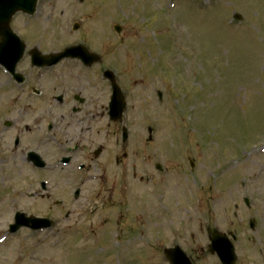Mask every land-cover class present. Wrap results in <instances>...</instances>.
I'll list each match as a JSON object with an SVG mask.
<instances>
[{
	"label": "rangeland",
	"instance_id": "obj_1",
	"mask_svg": "<svg viewBox=\"0 0 264 264\" xmlns=\"http://www.w3.org/2000/svg\"><path fill=\"white\" fill-rule=\"evenodd\" d=\"M169 2L172 8H168ZM92 3L97 8L93 15L98 11L103 19L86 21L80 33L73 34L71 27L84 10L74 11V3L65 0L60 2L52 24L47 23L45 11L28 32L22 30L20 21L15 29L29 41L41 37V42L34 43L41 53L59 52L66 44L85 43L91 37L88 48L101 56V63L92 68L91 82L108 69L126 98L121 125L129 134L123 151L132 152L127 163H140L138 176L144 177L145 172L158 185L140 183L130 176L125 192H119L117 186L106 194L104 184H86L79 203L98 193L99 203L103 195L107 201L94 220L99 224L92 243L86 244L70 239L72 235L63 242L47 233L11 237L6 233L10 216L2 205L0 238H5L0 244V264H164L162 247L175 242L195 264H219L207 253L206 225L235 234L236 264H264V0ZM234 15L240 20H234ZM111 23L123 24L127 36L119 39L122 42L112 32ZM21 70L29 79L33 77L26 61ZM49 80L44 84L47 92L52 87ZM30 81V88L42 86V82ZM105 86L94 85L87 91L93 96L95 109H107L110 89ZM5 97L0 95L4 116L8 106ZM106 124L105 120L100 123ZM148 128L153 132L151 144L147 142ZM103 131L108 135L103 139L106 159L120 157V125L109 123ZM144 156L146 162L140 160ZM42 157L50 166L58 159L52 146L45 147ZM188 159L196 163L192 174ZM155 163L167 167L166 173L157 175ZM108 171L110 182H119V170L111 166ZM4 173L3 178L0 173V195L10 198L16 190L23 189L22 194L35 190L37 178L56 182L61 174H37L21 163L6 166ZM10 173L17 186L12 191L5 182ZM155 189L166 190L162 199ZM68 192L55 191L63 197ZM244 197L250 201L249 208L243 204ZM19 202L18 209L30 214H42L49 206L24 199ZM106 217L107 222L102 223ZM251 219L254 231L248 228ZM120 234L115 240H100ZM199 247L204 249L202 253Z\"/></svg>",
	"mask_w": 264,
	"mask_h": 264
},
{
	"label": "flooded vegetation",
	"instance_id": "obj_2",
	"mask_svg": "<svg viewBox=\"0 0 264 264\" xmlns=\"http://www.w3.org/2000/svg\"><path fill=\"white\" fill-rule=\"evenodd\" d=\"M69 1L78 2L77 0ZM95 3H92V0L74 3L73 10L76 11L78 8H81L84 10L82 11L84 13H79V16L82 17L81 19L91 20L96 8L93 6ZM96 5L99 8V4L96 3ZM19 17L24 18L23 15H18L17 18ZM23 22L27 23V21ZM23 26H26V24H23ZM25 28H22V30ZM28 41L26 36V42H30L32 47H36L34 43L38 41V38ZM66 64L69 65L71 63ZM76 64H78L76 75H72V71L70 70L72 67L70 66L42 70L31 68L30 72L33 71L40 75L39 80L42 82V94L24 91L27 89L26 77L24 83L21 85V92L15 91L11 77L6 76L1 81L4 92L0 93V95L6 96L5 101H7L8 106L4 110L7 119L3 118L4 115L0 112V173H2L1 176L3 178L5 175L3 167L14 162L26 164L31 170H34L33 162L29 161L28 154L33 152L43 158L46 136L52 135L57 149L58 162L65 159L67 165L65 168H59L61 174L57 181L51 184L57 187L55 191L59 189L71 192L64 201H53L42 214L31 213L29 217L33 216L35 218L51 220L54 227L73 226L83 230L93 227L92 225L95 218H97V214L101 213L102 210L104 211L106 207V197L103 195L104 202L100 201L99 203L100 193H98L94 197L89 196L81 204H78L80 201L79 197L77 200L71 201L69 196L78 188H80L79 196H81V189L86 184L95 182L98 187L101 184L105 185L103 193L110 194L109 190L113 191L117 186V190L123 192L126 187L125 181L128 178V171L135 178L137 173L140 174L141 172V165H129L125 163L129 159V154L132 153L131 151L128 153L123 151L125 147H122L120 157L114 155L112 159L109 157L106 159L107 156L105 157V155H107V151L105 150L104 144L106 142L104 140L108 138V135L103 129L109 128L107 110L103 111L102 108L95 109V106L91 104L93 96H90L91 93H87V91L94 89L90 76L92 67L86 69L81 64L77 62ZM47 78L50 79L49 81L52 85L49 92H46L44 88L45 79ZM14 91L15 93H13ZM98 102L99 99L96 98V103ZM103 120L107 123L106 126L100 125ZM46 132L50 135H46ZM6 139L9 140L4 143ZM97 141L99 142L98 145L95 144ZM117 152L118 150L113 151L114 154H117ZM134 155H137V153ZM78 164L81 165V171L79 172L76 171ZM111 166L119 170V173H116L119 176V182L117 183L110 182V179L107 178L110 174L108 170ZM12 174H7V176L11 177ZM141 180L142 178H140ZM151 180L155 181L153 178ZM156 185L157 182L155 183ZM106 186L110 187L105 189ZM73 187L75 188L72 190ZM11 189L12 186L9 187V190ZM34 195V198L30 196L31 201H37L42 204H46L51 199V194H47L46 192H43V194L38 192ZM14 203L15 201L12 200V204L10 205L12 208V220L15 213H17L15 212ZM83 203L86 204L84 205ZM105 222H107V217L102 218V223ZM76 233L83 234L84 231H77ZM77 239H83V237H77ZM106 239L108 240L109 238ZM198 251L202 253L203 250L199 247Z\"/></svg>",
	"mask_w": 264,
	"mask_h": 264
},
{
	"label": "water",
	"instance_id": "obj_3",
	"mask_svg": "<svg viewBox=\"0 0 264 264\" xmlns=\"http://www.w3.org/2000/svg\"><path fill=\"white\" fill-rule=\"evenodd\" d=\"M12 13V11H6L4 17L0 19V38L2 39V43L0 44V64L10 71H13L15 64L23 54V46L18 42L17 38L12 35L8 27ZM11 40H13V47L7 50L6 48H9L10 46L6 45L10 44L8 41ZM69 51L70 50H67L64 53L55 56H40L37 53H33L32 58L39 64L45 62L50 65L51 63H56L65 57H72V55L69 56ZM106 75L109 77L112 83L113 96L110 104V113L111 120L115 121L118 119V117H120L124 108V104L122 102L120 92L114 84L113 75L111 73H106ZM249 225L250 228L253 229L254 224L252 221L249 222ZM209 234V240L211 242L209 246V252L212 254L216 253L221 264H234V249L227 237L217 232ZM165 257L170 262V264H190L188 259L178 249L165 251Z\"/></svg>",
	"mask_w": 264,
	"mask_h": 264
}]
</instances>
